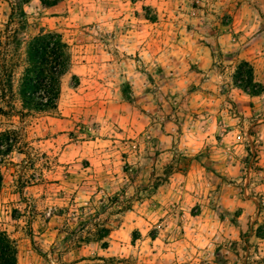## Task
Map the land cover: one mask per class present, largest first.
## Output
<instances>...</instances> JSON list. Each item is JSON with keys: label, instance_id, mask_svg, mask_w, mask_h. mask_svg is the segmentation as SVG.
Instances as JSON below:
<instances>
[{"label": "rangeland", "instance_id": "rangeland-1", "mask_svg": "<svg viewBox=\"0 0 264 264\" xmlns=\"http://www.w3.org/2000/svg\"><path fill=\"white\" fill-rule=\"evenodd\" d=\"M50 31L70 66L39 110L19 93ZM0 71L18 264H264V0H0Z\"/></svg>", "mask_w": 264, "mask_h": 264}, {"label": "trees", "instance_id": "trees-1", "mask_svg": "<svg viewBox=\"0 0 264 264\" xmlns=\"http://www.w3.org/2000/svg\"><path fill=\"white\" fill-rule=\"evenodd\" d=\"M46 6L57 4L61 0H40ZM13 9V8H12ZM68 44L57 32H39L28 42V64L22 78L20 95L22 102L34 108L44 110L55 106L59 94L60 77L70 66ZM0 71V77H1ZM11 77V74H8ZM235 86L250 95H259L263 85L255 78L254 67L247 60L235 65L233 74ZM5 141V146L2 142ZM8 135L0 134V154L11 151ZM1 182V175H0ZM0 264H18L17 246L5 231L0 229Z\"/></svg>", "mask_w": 264, "mask_h": 264}]
</instances>
